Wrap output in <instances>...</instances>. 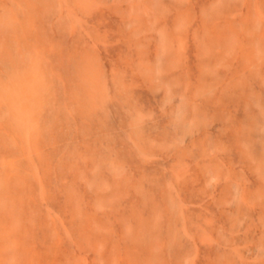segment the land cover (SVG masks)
Wrapping results in <instances>:
<instances>
[{"label":"rangeland","instance_id":"rangeland-1","mask_svg":"<svg viewBox=\"0 0 264 264\" xmlns=\"http://www.w3.org/2000/svg\"><path fill=\"white\" fill-rule=\"evenodd\" d=\"M0 264H264V0H0Z\"/></svg>","mask_w":264,"mask_h":264}]
</instances>
